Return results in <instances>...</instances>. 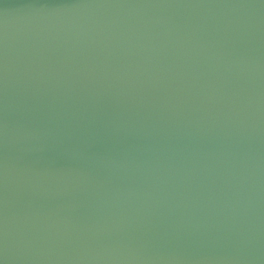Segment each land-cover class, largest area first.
Segmentation results:
<instances>
[{
  "label": "water",
  "instance_id": "95a60500",
  "mask_svg": "<svg viewBox=\"0 0 264 264\" xmlns=\"http://www.w3.org/2000/svg\"><path fill=\"white\" fill-rule=\"evenodd\" d=\"M0 264H264V0H0Z\"/></svg>",
  "mask_w": 264,
  "mask_h": 264
}]
</instances>
